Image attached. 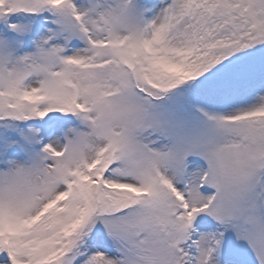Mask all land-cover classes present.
<instances>
[{
    "label": "snow or ice",
    "instance_id": "snow-or-ice-1",
    "mask_svg": "<svg viewBox=\"0 0 264 264\" xmlns=\"http://www.w3.org/2000/svg\"><path fill=\"white\" fill-rule=\"evenodd\" d=\"M0 264H264V0H0Z\"/></svg>",
    "mask_w": 264,
    "mask_h": 264
}]
</instances>
